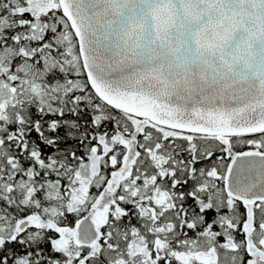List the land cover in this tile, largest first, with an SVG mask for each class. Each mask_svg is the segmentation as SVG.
<instances>
[{
	"label": "snow or ice",
	"instance_id": "1",
	"mask_svg": "<svg viewBox=\"0 0 264 264\" xmlns=\"http://www.w3.org/2000/svg\"><path fill=\"white\" fill-rule=\"evenodd\" d=\"M0 264H264V0H0Z\"/></svg>",
	"mask_w": 264,
	"mask_h": 264
}]
</instances>
